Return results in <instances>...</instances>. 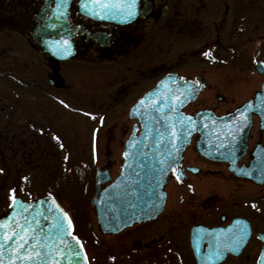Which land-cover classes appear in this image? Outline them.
<instances>
[{
  "label": "flooded vegetation",
  "instance_id": "obj_1",
  "mask_svg": "<svg viewBox=\"0 0 264 264\" xmlns=\"http://www.w3.org/2000/svg\"><path fill=\"white\" fill-rule=\"evenodd\" d=\"M129 4L133 0L116 1L119 16L102 20L93 9L96 0H0V82L12 85L14 106L27 98L30 125H38L40 114L48 117L54 101L68 108L70 100L83 112L89 70L95 72L93 107L110 114V125H123L120 137L107 140L103 164L96 167L109 177L100 193L120 175L133 131L150 124L149 104L139 108L150 93L157 92L159 103L168 95L182 105L170 113L189 120L204 111L221 117L250 102L256 106L259 96L264 103V69L258 70L264 64V0H134L131 20ZM203 97L219 105L199 103ZM263 124L262 115L252 112L238 167L249 166L264 146ZM199 141L195 133L170 170L166 203L155 219L104 234L92 207L99 238H110V252L125 255L117 264H259L264 186L236 177L228 163L201 156Z\"/></svg>",
  "mask_w": 264,
  "mask_h": 264
},
{
  "label": "water",
  "instance_id": "obj_2",
  "mask_svg": "<svg viewBox=\"0 0 264 264\" xmlns=\"http://www.w3.org/2000/svg\"><path fill=\"white\" fill-rule=\"evenodd\" d=\"M99 1L100 4L96 1L93 8L97 11V15L102 19H112L110 0ZM259 65L258 70L263 72L264 64ZM167 96L164 98L160 96L159 103L155 91L140 104L139 107L149 104L150 124L142 125L139 136H136L134 131L124 153L125 163L121 175L101 193L99 199L100 185L107 182L109 177L99 169L96 171V191L92 205L95 207L104 234L119 233L135 223L153 220L162 212L166 203V193L163 188L167 183V176L172 167L181 160L186 144L196 132L200 134L197 151L201 156L212 161L229 163L230 170L235 172L238 178L264 185V147L256 149L249 167H238L239 162L246 155L252 112L261 114L264 123V103L259 102L260 96L256 99L257 107L250 102L222 117L204 111L197 114L196 120L179 116L177 111L170 113L171 107L181 108L182 105L169 100ZM170 114L171 120L163 119ZM262 128L264 129V124ZM16 201L17 204L15 206L11 204L7 216L0 222L5 225L14 223L12 217L15 216L16 221L23 223V218L27 217L36 229L37 240L43 237L44 242L51 244L56 237L52 225L57 223L59 218L64 221L65 232L71 233L64 238L72 246L71 250L57 257L59 264H88L82 244L74 235L72 221L54 196L34 201H24L18 197ZM64 214L67 219L64 218ZM68 221L71 222L70 229ZM89 226L92 228L91 223ZM6 230L11 235V230L0 228V243H4L3 235ZM73 236L79 243L72 239ZM14 243L15 240L6 244L2 250L3 255L0 258L4 260V264H8L9 257L14 258L12 252ZM56 243L59 244V241L57 240ZM41 246L43 247V244ZM259 264H264V249Z\"/></svg>",
  "mask_w": 264,
  "mask_h": 264
},
{
  "label": "rangeland",
  "instance_id": "obj_3",
  "mask_svg": "<svg viewBox=\"0 0 264 264\" xmlns=\"http://www.w3.org/2000/svg\"><path fill=\"white\" fill-rule=\"evenodd\" d=\"M94 74L89 70L84 77L83 112H77L70 100L68 108L54 101L48 117H37L38 125H30L34 115L27 98L14 106L12 85L0 82V104L6 107L0 112V216L7 213L12 196L25 201L54 195L74 220L92 264H117L125 255L119 250L110 252V238H99L89 200L94 172L103 164L107 140L120 137L123 125H110V114L103 109L99 113L93 107ZM103 101L107 102V97ZM210 101L219 105L207 97L198 100L202 104ZM89 222L93 229L88 227Z\"/></svg>",
  "mask_w": 264,
  "mask_h": 264
},
{
  "label": "snow or ice",
  "instance_id": "obj_4",
  "mask_svg": "<svg viewBox=\"0 0 264 264\" xmlns=\"http://www.w3.org/2000/svg\"><path fill=\"white\" fill-rule=\"evenodd\" d=\"M134 4V0H133ZM133 4L128 5L127 16L132 18L135 16V12L132 10ZM205 55H208L205 53ZM179 179V176L177 177ZM12 206L17 204V201L14 196L11 197ZM47 219V217H44ZM64 218L67 219L66 214ZM14 223L5 225L3 222H0V228H7L11 230V235L8 234L6 230L3 235L4 243H0V257L3 255V249L6 244L15 240V243L12 245V252L14 253V258L9 257L8 264H59L57 260L58 256L63 255L65 251L71 250V244L64 237L66 235H71L70 231L65 232L64 230V221L57 218V223L52 225L56 231V237L52 240L51 244L44 242V238L40 237V240H37L35 234L36 229L32 226V223L28 220L27 217L23 218V223L15 220V216L12 217ZM69 229L71 227V222L68 221ZM51 239V237H50ZM76 243H79L76 237H72ZM59 241V244L56 241ZM43 244V247L41 246ZM47 249V251H45ZM79 255V253H77ZM0 264H4V260L0 258Z\"/></svg>",
  "mask_w": 264,
  "mask_h": 264
}]
</instances>
